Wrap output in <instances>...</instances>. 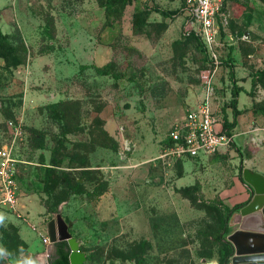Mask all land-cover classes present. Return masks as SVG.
Masks as SVG:
<instances>
[{
    "label": "rangeland",
    "instance_id": "374dc122",
    "mask_svg": "<svg viewBox=\"0 0 264 264\" xmlns=\"http://www.w3.org/2000/svg\"><path fill=\"white\" fill-rule=\"evenodd\" d=\"M179 8L181 0H0V148L7 121L20 118L16 193L31 196L25 212L0 208V264H37L56 214L84 264H221L230 204L247 197H232L239 169L246 159L264 167V0L226 1L217 63L187 34ZM207 82L236 137L208 161L163 157L169 129Z\"/></svg>",
    "mask_w": 264,
    "mask_h": 264
},
{
    "label": "built area",
    "instance_id": "2783aa9c",
    "mask_svg": "<svg viewBox=\"0 0 264 264\" xmlns=\"http://www.w3.org/2000/svg\"><path fill=\"white\" fill-rule=\"evenodd\" d=\"M226 0H182V13L187 19V34L194 32L205 45L207 52L217 63L213 54L216 27L223 16L221 9ZM216 26V27H215ZM213 85L207 82L203 99L192 109L185 112L183 119L174 123L167 137L172 145L165 150L163 157L170 156L175 160L185 158L202 159L216 155L225 150L232 142L223 130L215 132L214 127L221 122L211 109ZM9 144L0 148V208L18 212L16 193L14 146L21 144L24 136L22 120H8ZM44 246L49 245L46 234L42 236Z\"/></svg>",
    "mask_w": 264,
    "mask_h": 264
},
{
    "label": "water",
    "instance_id": "95a60500",
    "mask_svg": "<svg viewBox=\"0 0 264 264\" xmlns=\"http://www.w3.org/2000/svg\"><path fill=\"white\" fill-rule=\"evenodd\" d=\"M244 173L254 195L239 210L238 230L226 238L233 247V256L228 264H264V177L247 171ZM45 234L50 246L47 251L34 256L37 264H49L52 246L58 242H66L69 264H84L85 256L79 251V243L69 233L68 225L60 214L45 223Z\"/></svg>",
    "mask_w": 264,
    "mask_h": 264
},
{
    "label": "trees",
    "instance_id": "16d2710c",
    "mask_svg": "<svg viewBox=\"0 0 264 264\" xmlns=\"http://www.w3.org/2000/svg\"><path fill=\"white\" fill-rule=\"evenodd\" d=\"M120 1L123 4H128V3H131V2H133L135 0H120ZM225 3L223 4V7H222L221 11H223ZM182 6H183V4H182V0H181V7ZM153 11L154 12H160L163 15H170L171 14V13L168 14V13L162 11V10H159L158 8H153ZM176 13L182 14V9L179 8V10H177ZM188 35H191V36H193L194 38L197 39V41L199 42L200 46L202 47V49L204 50L205 54H207V57H208L209 53L207 52V49H206L205 45L202 43L201 38L197 34H195L194 32H191ZM209 62L211 63V61H209ZM263 71H264V69H263ZM98 73L102 74V75L107 74V72L105 70H98ZM236 95H237V93H234L233 96L235 97ZM23 129H25V128H23ZM231 129H232V126L228 125V127H226L225 125H223V131L228 136H230ZM24 132H25V130H24ZM166 139H167V147L166 148H168V147H170L172 145V143H171V140L168 137ZM180 160L181 159H179L177 161H180ZM51 171H52L51 168L47 169V173H49ZM75 186L79 187L80 185L78 183H75ZM74 193H79V191H76ZM247 204H248V202H245L243 204H238V205L233 206L231 208V210H230V213L239 212V210L241 208H243L244 206H246ZM221 228H222L221 232L223 231L222 233H225V229H226L225 222L222 224ZM220 243L222 245H224L227 248V250H228V253L224 256V259L221 261V264H228L230 259H231V257L233 256V247H232V245L229 242H225L224 239L223 240L220 239ZM55 247H56V254H55V256H51L50 257L49 264H69V261H68L69 250H68L66 242H58V243L55 244Z\"/></svg>",
    "mask_w": 264,
    "mask_h": 264
},
{
    "label": "crops",
    "instance_id": "0c3cea01",
    "mask_svg": "<svg viewBox=\"0 0 264 264\" xmlns=\"http://www.w3.org/2000/svg\"><path fill=\"white\" fill-rule=\"evenodd\" d=\"M213 101L214 100H213V97H212L211 98V109L213 107L212 110H214ZM214 113H215V110H214ZM220 121H221L222 128H223V122H222V120H220ZM230 136L232 138V141L236 137L235 133L233 134L231 132H230ZM225 150H227V149H225ZM213 157H215V155L211 156V157H207V158H202V159H200V161H203V160H207L208 161L210 159H213ZM245 161H246V168L243 169V170L239 169V178H238L239 187H236V186L234 187V191H232L234 195L232 194V197L235 196L238 193L245 194L247 197H246V199H244L242 201H238V202L230 204L232 207L235 206V205H238V204H243L245 202H249L251 200L252 196L254 195L253 194V189H252L253 187L245 181V176L246 175H245L244 171H247L248 174H254V175L257 174V175H260V176L264 177V167L261 166L260 163L254 162L253 160H250V159L243 160L244 163H245ZM238 162H239V160H238ZM240 162H241V160H240ZM30 198H31V196H26L24 199L20 198L18 200V209L20 211L25 212L26 210L29 209L28 207L31 206V203L29 201ZM239 223H240V217H239V212H237V213L234 214V216H233V218H232V220L230 222V229H231L230 234H232L233 232L238 230L239 225H240ZM230 234H228L227 236H229Z\"/></svg>",
    "mask_w": 264,
    "mask_h": 264
},
{
    "label": "flooded vegetation",
    "instance_id": "af4514ba",
    "mask_svg": "<svg viewBox=\"0 0 264 264\" xmlns=\"http://www.w3.org/2000/svg\"><path fill=\"white\" fill-rule=\"evenodd\" d=\"M52 255L50 254V257L51 256H55V254H56V247H55V244L52 246ZM50 257H49V260H50Z\"/></svg>",
    "mask_w": 264,
    "mask_h": 264
},
{
    "label": "clouds",
    "instance_id": "9594fccd",
    "mask_svg": "<svg viewBox=\"0 0 264 264\" xmlns=\"http://www.w3.org/2000/svg\"><path fill=\"white\" fill-rule=\"evenodd\" d=\"M3 216L2 215H0V222H2L3 221Z\"/></svg>",
    "mask_w": 264,
    "mask_h": 264
}]
</instances>
